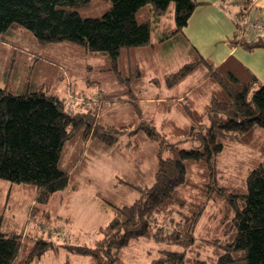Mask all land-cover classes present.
<instances>
[{"label":"trees","instance_id":"obj_1","mask_svg":"<svg viewBox=\"0 0 264 264\" xmlns=\"http://www.w3.org/2000/svg\"><path fill=\"white\" fill-rule=\"evenodd\" d=\"M200 4L205 3L0 0V48L21 29L29 40L13 43L17 48L0 71V180L25 184L34 193L36 211L70 185L75 189L76 178H87L94 159L121 146L136 153L146 144L152 148L142 157L154 163L139 167L142 175L134 184L117 181L137 191L135 200L109 203L114 216L90 244L67 245L92 264H126L125 250L143 241L157 247L151 264H264V82L236 57L216 65L191 45L184 30ZM216 4L227 12L233 6L236 31L229 45L248 52L264 48V34L238 35L237 20L250 13V0ZM55 44L99 58L101 64L88 70H98L121 91H99L89 75L86 84L99 100L73 93L88 105L70 110L67 98L52 90L53 71L35 65L38 58L27 71L20 62L13 64L33 52L28 46ZM174 54L186 62L171 70ZM188 78L194 79L191 92H174ZM166 89L173 100L163 96ZM179 96L182 101H174ZM123 99L128 116L107 120L100 101ZM150 100L163 113L159 122L144 117L142 103ZM237 146L250 149L254 159L239 182H231L220 163ZM212 208L215 229L209 224ZM48 212H42L41 222L49 224ZM4 220L0 215V264H36L54 248L36 225L25 242L24 224L4 227Z\"/></svg>","mask_w":264,"mask_h":264},{"label":"rangeland","instance_id":"obj_2","mask_svg":"<svg viewBox=\"0 0 264 264\" xmlns=\"http://www.w3.org/2000/svg\"><path fill=\"white\" fill-rule=\"evenodd\" d=\"M249 2V0H247ZM233 10V6H230ZM170 15V14H169ZM172 22L171 19L168 20ZM19 31V32H18ZM15 37L11 42L4 44L0 48V71L7 66L12 49L17 48L13 43H21L22 45L27 43L21 36V33H25L23 29L18 30ZM239 35V34H238ZM29 43V42H28ZM33 52L29 56H21L19 59L13 61V64H19L25 66L27 71L28 66L33 64V58H38L37 63H41L40 69L53 71L55 74L52 90L57 93L61 98L66 97L68 109H75L86 107L88 103L82 96L76 97L73 93L80 95L86 94L88 97H92L94 101L99 100L97 98L98 92L92 87H88L89 75L95 81L99 91L108 92H120L121 88L114 87L107 78L100 75L98 70H88V67H94L101 64L99 58L88 57L83 54L80 49L67 46L65 44L46 45L42 48H35L34 46H28ZM21 51V49H20ZM178 53V52H177ZM173 63L169 67L171 70L177 69L180 65L186 62L185 57L174 54ZM48 65L53 66L49 68ZM194 83L193 78H188L180 84V86L174 91L180 93L186 90L187 94L191 92L187 90L190 85ZM177 87V86H176ZM171 92L172 94H177ZM166 95V99L170 92L166 89L163 91V96ZM183 97L174 98V101L180 102ZM169 101L173 100L168 98ZM100 101L99 104H103L102 115L105 114L108 120L110 116L121 119L128 116V107L126 100H115L112 103ZM144 109V117H152L157 122L163 117V113L158 107L156 100H150L142 103ZM108 113L109 116H108ZM100 115V114H99ZM188 147V144L185 145ZM68 150L66 146L63 154ZM152 148L150 145H144L140 153L132 151L131 147H119L115 153H106L98 159H94L90 163L88 170H86L85 178L83 175H79L77 179V186L73 189L74 184L70 187L57 193L56 196L45 207H41L34 211L35 201L34 193L30 194L28 187L25 184L11 183L9 181L0 180V215L5 217L4 227L19 226L24 224V241L29 239L25 236L28 230L36 225L38 233H46L49 235L47 238L51 240L54 248H50L49 251L42 257V259L36 264H92L89 257L78 255L70 252L67 245L71 244H90L97 237V230L100 227H105L113 218V208L109 204L113 205H125L131 203L138 196L137 191H132L124 184H118V178H121L129 183L136 181V178L141 177L139 167H147L153 161H149L142 157L144 155H151ZM254 154L248 148L235 147L232 148L229 153L221 158L222 172L224 177L231 179V182H239V180L246 174L250 168ZM136 160H142L139 164H136ZM154 161L152 162V164ZM63 164V161H62ZM136 165V166H135ZM138 174V176H136ZM134 184V183H132ZM48 212L50 215L49 224L41 222L43 216L42 212ZM44 214V213H43ZM211 220L210 226L215 229L217 223L216 209L212 208L210 211ZM36 215V216H34ZM35 218V219H34ZM68 219V220H66ZM48 232V233H47ZM155 245V244H154ZM156 246L152 243L143 241L140 245L128 248L124 252V260L126 264H151L153 258L157 256Z\"/></svg>","mask_w":264,"mask_h":264},{"label":"crops","instance_id":"obj_3","mask_svg":"<svg viewBox=\"0 0 264 264\" xmlns=\"http://www.w3.org/2000/svg\"><path fill=\"white\" fill-rule=\"evenodd\" d=\"M200 4L185 28V36L195 49L206 59L220 65L229 56L236 57L248 67L261 82H264V48L252 52L229 45V39L236 31L235 19L229 12L216 4L219 0H199ZM252 17L264 15V0H250ZM170 19V18H169ZM168 19V20H169ZM172 20V19H171ZM187 55V54H186ZM189 58V56H187Z\"/></svg>","mask_w":264,"mask_h":264},{"label":"built area","instance_id":"obj_4","mask_svg":"<svg viewBox=\"0 0 264 264\" xmlns=\"http://www.w3.org/2000/svg\"><path fill=\"white\" fill-rule=\"evenodd\" d=\"M251 10V11H250ZM250 13L237 20L238 34L240 38L255 39L259 35L264 34V15L260 18L252 17V7L250 5Z\"/></svg>","mask_w":264,"mask_h":264}]
</instances>
